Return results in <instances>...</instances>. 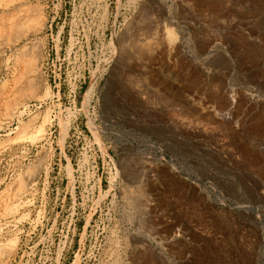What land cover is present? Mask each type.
I'll return each mask as SVG.
<instances>
[{"label":"rangeland","instance_id":"1","mask_svg":"<svg viewBox=\"0 0 264 264\" xmlns=\"http://www.w3.org/2000/svg\"><path fill=\"white\" fill-rule=\"evenodd\" d=\"M163 31L174 40L184 34V48L147 69L135 51L116 74L118 37L131 49ZM202 32L220 40L208 65L189 45ZM236 34L247 41L230 48ZM262 73L264 0H0V264H178L174 243L165 250L157 240H149L152 250L145 244V237L168 235L166 219L195 241L189 263L251 264V239L259 255L264 245V202L250 194L264 190L258 169L225 126H201L175 103L178 89L197 81L203 94L227 82L263 99L264 78L248 87L250 74ZM118 134L148 158L123 145L127 139L116 141ZM125 154L135 157L138 180L149 171L153 202L132 188L138 208L132 205L116 170ZM169 161L176 168L160 165ZM193 189L207 198L219 191L227 202L220 208L240 223L215 221L213 206L199 205ZM163 194L172 207L167 218L154 219L159 197L167 202ZM242 205L257 206L263 223L251 208H230ZM191 213L196 228L187 225ZM223 238L230 244L218 251Z\"/></svg>","mask_w":264,"mask_h":264},{"label":"bare ground","instance_id":"2","mask_svg":"<svg viewBox=\"0 0 264 264\" xmlns=\"http://www.w3.org/2000/svg\"><path fill=\"white\" fill-rule=\"evenodd\" d=\"M253 12L254 11H252V13ZM138 24H140V23H138ZM142 27H143L142 25L141 26L139 25L138 29L142 28ZM157 29H155V32ZM141 31H142V29H141ZM157 32H159V31H157ZM257 32L259 34L262 33L259 30ZM155 35L156 36L153 37L152 40H149V41L144 40L145 41L144 43L138 44L135 47L133 46V47H131V49H130L131 45H128V46L123 45V43H125L124 42L125 37H118V39H117L118 48L117 47L114 48L115 56L113 57L114 58V60H113L114 61V71L116 72V74H118L122 71H125L124 69L128 65L129 60L130 59L133 60L134 57H132V55L135 56V53H134L135 51H136L137 56L139 57V58L138 57L137 58L139 59L140 66L143 68H146L148 64H152L154 62V60L159 59L161 57H166L168 59H171V57L175 56L180 50H182L184 48V45H186L185 41L187 38L185 37L184 34H182V36L178 40H174L171 37V35L167 33V31H163L161 34L155 33ZM255 35H256V32L252 30L251 36H255ZM245 37L244 36L243 37L238 36L237 34L234 36H230V38H228V46L230 45V48H231V47H234L237 43L247 41V38H245ZM238 38H239V40H238ZM119 45H120V47H119ZM189 45H190L192 52L195 53V55L197 54V56H199L200 58H202L204 60L203 64L208 65L209 64L208 59L212 54L217 52V49L220 46V40H218L217 37L216 38L215 37L208 38L206 36V34L202 32L201 36L198 35V38L194 41H190ZM129 64H130V62H129ZM127 69H129V68L127 67ZM262 75H263V77L255 76L254 74H250V76H249V78H250L249 83L250 84L248 87L255 89L254 84H257V82H259L258 78H262V79L264 78L263 73H262ZM200 76H201L200 80L203 81L205 74L201 73ZM249 78H247V80ZM258 85L260 88L264 89V83L263 84L261 83V85L259 83ZM91 89H92L91 87L88 89L87 95H86V100H87L88 105H89V102L91 101ZM204 91H205V89L203 88L201 83L198 81L196 83H194L193 86H191V88H189L188 90L178 89L177 95H176L177 99H176V103H175L176 107L178 106L184 112L188 111L189 114L192 116V118H194V122L198 123L201 126L206 125V124L207 125L218 124L220 127L225 126V128H227V130H229L232 133V135L234 136V139H237L239 145L242 148H245L247 150V152L249 154V160H250V162L248 163L249 164L248 166H252L253 168L255 166V168L258 169L257 174H255V175L257 176L259 181L260 182L263 181V184H264V109H263L264 108V98L261 99L262 97L259 94H257L258 92L260 93V91H257V92L256 91H248V92L243 94L240 92V89H236L231 83H227V82L225 84L222 82L220 84V87L216 91H213L212 93H210L208 91L209 94L208 93L203 94ZM91 126L94 130H96L93 123H91ZM194 131L197 132V129H195ZM256 132H258L260 134V136L256 137L255 136ZM111 134L114 135L115 133L111 131ZM227 136H229V135H227ZM124 139L126 140L127 137H125L122 134H118V138H116V141H118L119 143L122 144V141H124ZM195 141H196V138H195ZM125 144L130 145L135 150L136 153L141 155L140 157L143 156L145 158V156H147V158H148L149 155L144 154L142 152V150L140 149V147L135 146L133 140L127 139V142L124 143L123 145H125ZM134 160H135V157L132 154H128V155H126V157L123 156L121 161L119 162V164L116 165L117 177L118 178L121 177L124 179L125 190L127 193L129 192L130 194H132L130 192V190H132V188H135L138 191H139V189H140V191L142 190V193L144 196L143 199H146V201L144 200L143 202H147V204H148L149 202H153L152 198H154V196H157V195H155L156 190L154 189L153 183L149 184V181H150L148 179L149 171L143 172V175H142L140 180H138V178H136V176H135L136 174H134V172H133L134 169H131V167H130L131 163H133ZM160 165H164L165 167H167L168 165H171L172 167L176 168V164L174 161H169L167 164L160 163ZM202 174H203V172H202ZM158 180L163 185V181H162L163 179L161 180V178H160ZM201 184H202V181L197 183L198 187ZM158 190H159V188H158ZM194 191H195L194 196H196L199 200L201 199L199 201L200 202L199 205H202V206L207 205L208 208L209 207L211 208L213 206V208H211L213 210V212L211 211L210 216L215 221H217V222L220 221L222 223V225H224L225 227H230L231 225L234 226V225L240 223V221L238 220V218L236 216H234L231 213H227L225 210L220 208V205H227V202L223 198L222 194L218 193L219 191L216 194H214L213 196L212 195L209 196L208 198L206 197L204 190L198 189V191L197 190H194ZM125 193H123V194H125ZM130 194H127V196ZM168 194H170V193H168ZM250 194H252L255 197L254 200L256 202H260V203L264 202V190H262L259 186L255 187V191L251 189ZM165 196H166V194H165ZM165 196L163 194V197H165ZM160 197H162V195ZM160 197H159L160 200L158 201V202H160L159 203L160 205H159L158 209H153L154 211L152 213L153 214L152 217L154 219L158 218V219L163 220L164 218H167L165 216L167 215V212H169L171 207H172V204H171L172 200H171L169 195H168V197L166 196L168 198L167 202L164 201V199H162ZM214 197H215V199H214ZM137 198L138 197H136V196H135V198H133V194H132V197H130L133 206L137 205V201H138ZM140 200H141V198H140ZM163 201H164V204H163ZM150 205L143 207V210L145 212H147V211L150 212V210H151V207H149ZM245 206L246 205H244V206L242 205V207L230 206V208L232 211H234L237 208H239V209H242V208L250 209L251 208L252 210H254L256 212L257 217L260 218V222H262L263 218H262V215L259 213V209L257 208V206H253V205H249L247 207H245ZM200 211H201V209H200ZM201 213H202V211H201ZM228 214H230L231 216H229ZM188 218H187L188 219L187 225L190 226L191 228H196L197 222L195 219H197V218L193 217V213H191L188 216ZM250 219H256V218L251 216ZM164 222L165 223L163 224V227H167L166 229H168V230H166V231H168V235L164 239H160V238L156 239L157 237L156 238L154 237L153 239L151 237H145L147 239V240H145V244H147L148 250H150V249L152 250V248H153L150 245L152 243H150L149 240L159 241L158 244L163 247V250L170 247V245L172 243H174L175 244L174 249H176L178 252L177 254L179 256H181V261H182V262L179 261L178 264L179 263L180 264H191L189 262H191L192 256H194V257H197V256H195L196 254L191 251L192 246L189 247V245H192L191 243H194L195 241L193 239H188V240L186 239L187 238V237H185L186 232L184 233L183 227H179V225L177 226L175 223H173L169 219H166V221H164ZM217 222L215 225H213L215 228L217 227ZM159 225L161 226V224H159ZM159 228H161V227H159ZM187 229H188V227H187ZM215 231H218V230L216 229ZM220 231L221 230H219V232ZM210 233H211V231H210ZM214 234H215V232H214ZM201 236H199V237H201ZM137 238H138V236H137ZM263 238H264V234H263ZM225 240L226 239L223 238V239H221L222 242L218 243V246L221 245V247H222V248L219 247L218 251L224 250L225 247L226 246L228 247V244H230V243L226 242ZM225 242H226V244H224ZM257 242L258 241H256L255 239H251V242H250V249H249L248 257H249V262L251 264H252L251 260H253L255 262V264H258L260 260L263 261V263H264V245H262V247L260 246L262 253L259 255L257 253V250H256L258 248ZM133 247H136V246H133ZM151 252H153V251H151ZM165 255H167V253H164V255H163L164 258H165ZM146 260L148 263L152 262V260H150L148 258ZM196 261L198 262V263L196 262L197 264H204L203 259H197ZM263 263H260V264H263Z\"/></svg>","mask_w":264,"mask_h":264}]
</instances>
